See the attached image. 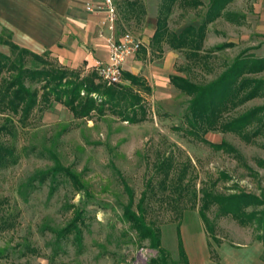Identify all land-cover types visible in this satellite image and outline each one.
I'll return each mask as SVG.
<instances>
[{
	"label": "rangeland",
	"instance_id": "rangeland-1",
	"mask_svg": "<svg viewBox=\"0 0 264 264\" xmlns=\"http://www.w3.org/2000/svg\"><path fill=\"white\" fill-rule=\"evenodd\" d=\"M115 1L122 20L118 21L119 29L141 38L146 12L159 8L160 0H138L134 5L136 17L126 19L124 0ZM210 3L211 0H201L196 8L175 4L168 13V29L180 33L187 26L197 28ZM223 43L230 44L217 48ZM0 45L1 51L8 54V47ZM187 53L163 44L159 53L148 52L149 56L142 60L136 58L142 52L133 57L132 71L151 87L150 93H143L147 113L141 121L128 123L108 109L100 116L92 113L90 119H77L54 100L36 112L26 126L13 118L14 133L2 139L16 148L17 160L0 168V218L7 217L13 226L0 230V264H152L156 250L149 247L147 240L140 241L123 218L122 208L127 202L124 182L133 189L135 202L143 190L149 193L147 218L160 230L161 246L168 253L167 264H180L176 230L179 228L180 234L183 230L187 243L193 224L201 219L198 207L203 190L222 195L246 193L264 201V166L258 164V160H264V125L250 122L244 129L246 137L234 131H208L203 134L205 139L213 143L225 141L238 154L213 150L189 134L190 96L169 82L170 75H179L207 83L237 57H264V0H226L219 15L206 26L201 57L195 61ZM47 60L58 66L54 57ZM33 64L29 62L27 66ZM88 73L83 69L80 77ZM246 76L264 81V71ZM260 106L264 107V85L256 97L224 112L222 120L234 119ZM260 116L264 117V110ZM3 118L0 114V123ZM256 129L258 134L253 135ZM165 156L172 157L173 168L163 189L158 184L163 173L155 167ZM56 160L79 176L87 193L75 192L61 176L30 184L32 175L49 169ZM184 166L182 184H189L186 189L190 197H177L169 181ZM147 183L153 186L154 194L150 195ZM70 204L84 209L80 246L71 236L57 241L49 230L68 222L72 215ZM261 210L262 204L250 202L243 208L245 221L241 224L230 214L219 215L218 206L211 204L207 215L215 237L207 234L210 251L226 240L251 238L264 245ZM237 223L245 236H230L221 226ZM216 256L212 257L217 259Z\"/></svg>",
	"mask_w": 264,
	"mask_h": 264
},
{
	"label": "trees",
	"instance_id": "trees-1",
	"mask_svg": "<svg viewBox=\"0 0 264 264\" xmlns=\"http://www.w3.org/2000/svg\"><path fill=\"white\" fill-rule=\"evenodd\" d=\"M156 16V28L150 38V52L159 53L163 44L172 50H186L188 57L197 61L201 56L199 50L202 47L207 24L215 19L226 0H211L206 15L200 25L185 27L180 33H175L167 27L168 13L175 4L180 7L196 8L201 5V0H160ZM0 43L6 45L9 53L0 51V114L3 122L0 123V168L12 165L17 160L16 148L2 139L6 134H13L15 125L13 118H17L20 126H26L36 112L49 106L51 101H57L66 106L74 118L90 119L95 113L100 116L108 109L119 119L128 123H135L146 117L147 108L143 93H150V85L140 76L122 71L121 79L128 83L106 84L93 69L83 77H80L79 69L70 68L58 63V66L48 62L49 51L36 53L28 48L21 47L11 40L9 33L2 30ZM230 43H223L217 48H222ZM33 62L32 66H27ZM264 71V57H237L214 80L207 83H198L179 75H170L169 82L190 96L189 101V134L199 137L213 150L233 152L237 150L225 141L213 143L203 137L208 131H234L245 136L244 129L252 121L264 125V117L260 113L264 107H255L238 117L230 120H222V114L228 110L245 103L256 97L264 81L246 76ZM33 86L32 85H35ZM258 134V129L253 131ZM201 135V136H200ZM246 137V136H245ZM260 166H264V160H258ZM173 168L171 156H165L160 160L155 169L163 173L158 184L165 189L168 183L170 169ZM186 174L185 166L180 173L170 182L171 189L177 191L178 196L190 197L188 183L182 184ZM66 179L75 192L84 191L85 185L78 175L69 168L62 166L57 160L55 164L46 170H40L29 178L30 184L35 181L43 182L46 179L54 180L56 177ZM150 182V181H149ZM127 202L123 205L122 214L129 227L134 230L140 241L147 240L150 248L156 250L157 256L152 258V264H167L168 253L160 243V230L147 218L149 205L147 203L149 193L143 190L135 202V195L126 182L123 183ZM150 195L154 194V188L147 183ZM186 189V190H185ZM195 196V193H191ZM250 202L262 204V230L264 235V201H258L254 195L240 194H214L203 190L198 214L209 236L215 237L214 228L208 218L207 211L211 204L218 206V214H230L241 224L244 223L243 208ZM193 205V204H192ZM72 215L68 222L61 228L49 227L57 241L71 236L72 241L80 246L84 226V209L78 205L70 204ZM7 217L0 218V230L12 227ZM177 253L180 264H189L183 246L179 228L176 230ZM213 256V250L210 251ZM30 264V263H27Z\"/></svg>",
	"mask_w": 264,
	"mask_h": 264
},
{
	"label": "crops",
	"instance_id": "crops-1",
	"mask_svg": "<svg viewBox=\"0 0 264 264\" xmlns=\"http://www.w3.org/2000/svg\"><path fill=\"white\" fill-rule=\"evenodd\" d=\"M96 1L0 0V33L5 29L13 42L36 53L49 51L50 55L64 66L91 71L94 69L96 59L107 60L108 55L105 40L108 31L103 24L104 14L89 12L85 9L87 3ZM137 1L124 0L125 19L136 17L134 5ZM114 3L118 13L116 35L119 36L123 32L118 25L121 15L115 0ZM157 9H154L152 13L146 12L140 38L142 46L138 51L142 52L141 57H136L138 52L130 57L123 64V71L142 77L132 71L134 68L132 59L136 57L142 60L149 56V42L156 28ZM100 32L103 35L100 36ZM1 47L3 45H0V51ZM142 78L147 82L144 77ZM121 83L127 84L128 81L121 79ZM201 222L200 219L193 224L189 231L191 233L187 236V243L183 230L181 233L189 264H264V245L262 241L251 238L248 241L220 242L213 248L214 254L217 255V259H214L208 246V233ZM221 226L226 228L230 236H245L243 231L238 230V223L232 227Z\"/></svg>",
	"mask_w": 264,
	"mask_h": 264
},
{
	"label": "built area",
	"instance_id": "built-area-1",
	"mask_svg": "<svg viewBox=\"0 0 264 264\" xmlns=\"http://www.w3.org/2000/svg\"><path fill=\"white\" fill-rule=\"evenodd\" d=\"M89 12H102L104 14L103 24L108 31L105 36L108 49L107 60L96 59L94 70L106 84L121 82L123 64L127 59L134 56L142 46L140 38L134 34L124 31L116 35L118 13L114 0H97L85 5ZM103 35L102 32L99 34Z\"/></svg>",
	"mask_w": 264,
	"mask_h": 264
}]
</instances>
